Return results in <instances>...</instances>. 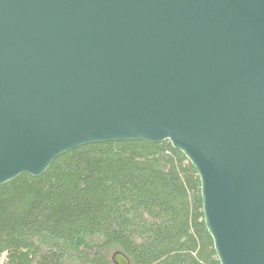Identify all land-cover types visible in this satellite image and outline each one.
<instances>
[{
    "label": "water",
    "instance_id": "water-1",
    "mask_svg": "<svg viewBox=\"0 0 264 264\" xmlns=\"http://www.w3.org/2000/svg\"><path fill=\"white\" fill-rule=\"evenodd\" d=\"M131 140L194 165L221 264H264V0H0V186Z\"/></svg>",
    "mask_w": 264,
    "mask_h": 264
},
{
    "label": "trees",
    "instance_id": "trees-1",
    "mask_svg": "<svg viewBox=\"0 0 264 264\" xmlns=\"http://www.w3.org/2000/svg\"><path fill=\"white\" fill-rule=\"evenodd\" d=\"M170 141L93 143L0 186V264H221L201 180Z\"/></svg>",
    "mask_w": 264,
    "mask_h": 264
}]
</instances>
